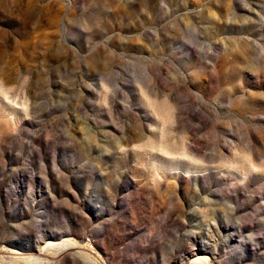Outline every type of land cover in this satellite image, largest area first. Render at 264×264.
Wrapping results in <instances>:
<instances>
[{
    "label": "rangeland",
    "instance_id": "1",
    "mask_svg": "<svg viewBox=\"0 0 264 264\" xmlns=\"http://www.w3.org/2000/svg\"><path fill=\"white\" fill-rule=\"evenodd\" d=\"M67 238L264 264V0H0V263Z\"/></svg>",
    "mask_w": 264,
    "mask_h": 264
},
{
    "label": "bare ground",
    "instance_id": "2",
    "mask_svg": "<svg viewBox=\"0 0 264 264\" xmlns=\"http://www.w3.org/2000/svg\"><path fill=\"white\" fill-rule=\"evenodd\" d=\"M73 240V239H72ZM71 239H60L55 242H45L37 246V253L30 254L22 262H9L0 264H51L55 259L70 254L79 259L83 264H96L83 250ZM189 264H204L201 259H193Z\"/></svg>",
    "mask_w": 264,
    "mask_h": 264
}]
</instances>
